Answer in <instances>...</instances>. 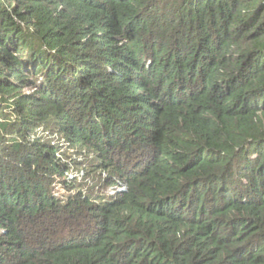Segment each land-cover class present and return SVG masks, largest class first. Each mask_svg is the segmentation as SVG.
<instances>
[{
	"label": "trees",
	"instance_id": "16d2710c",
	"mask_svg": "<svg viewBox=\"0 0 264 264\" xmlns=\"http://www.w3.org/2000/svg\"><path fill=\"white\" fill-rule=\"evenodd\" d=\"M0 264H264V0H0Z\"/></svg>",
	"mask_w": 264,
	"mask_h": 264
},
{
	"label": "rangeland",
	"instance_id": "374dc122",
	"mask_svg": "<svg viewBox=\"0 0 264 264\" xmlns=\"http://www.w3.org/2000/svg\"><path fill=\"white\" fill-rule=\"evenodd\" d=\"M65 151H67L68 153H71V151H68V148H65ZM73 159H76L77 156L76 155H73L71 156ZM84 162V161H83ZM79 171H77L76 169H73L71 172L68 173V178L69 181H71L72 179L74 178H77V181L78 179H81L82 177H85L83 174H84V171L78 173ZM86 179H83L81 184H77L76 186H72V187H66V186H62V185H57L56 186V194L58 197H60L61 199H63L62 201H64V203H68L69 202H77L78 199L84 197L85 195H88L86 194V185H83L87 178L88 177H85ZM64 179V178H63ZM89 179V178H88ZM89 182V180H88ZM91 184V183H90Z\"/></svg>",
	"mask_w": 264,
	"mask_h": 264
},
{
	"label": "built area",
	"instance_id": "2783aa9c",
	"mask_svg": "<svg viewBox=\"0 0 264 264\" xmlns=\"http://www.w3.org/2000/svg\"><path fill=\"white\" fill-rule=\"evenodd\" d=\"M118 190H119V191H124V190H126V185H121V187H119ZM111 193H112V194L116 193V190H112Z\"/></svg>",
	"mask_w": 264,
	"mask_h": 264
}]
</instances>
